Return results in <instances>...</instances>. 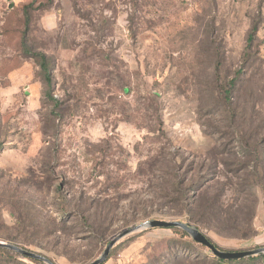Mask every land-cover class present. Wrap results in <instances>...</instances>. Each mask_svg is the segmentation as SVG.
<instances>
[{"label": "rangeland", "instance_id": "374dc122", "mask_svg": "<svg viewBox=\"0 0 264 264\" xmlns=\"http://www.w3.org/2000/svg\"><path fill=\"white\" fill-rule=\"evenodd\" d=\"M30 3L26 43L47 57L55 103L21 52ZM253 25L227 109L213 65L234 78ZM249 131L264 142V0H0V242L89 264L158 220L198 228L222 251L263 248L264 191L250 171L264 163L240 145ZM212 258L190 237L147 228L102 264ZM0 264L35 263L0 252Z\"/></svg>", "mask_w": 264, "mask_h": 264}, {"label": "trees", "instance_id": "16d2710c", "mask_svg": "<svg viewBox=\"0 0 264 264\" xmlns=\"http://www.w3.org/2000/svg\"><path fill=\"white\" fill-rule=\"evenodd\" d=\"M33 5L32 3L25 5L22 8L23 12V18H24V30L22 32L21 36V52L25 58L33 59L37 62V66L40 70L41 78H42V83L44 86V92H43V97L48 99L49 101H52L55 103V100L52 98V85H51V74L49 71V68L47 66V57L44 53H33L29 50L27 47L26 39L28 37V32H29V26H30V14L29 11L32 8ZM257 32V27L256 25H253L248 33L247 41H246V53L242 57V64L241 68L235 72L234 78L230 79L227 83H224L223 80L220 78V66H221V61L220 58L216 59L214 65H213V70H214V79L215 83L218 86V91L220 93V97L222 99V104L224 105L225 108L231 109L233 102V94L236 91V87L238 83L242 80V76L245 75V70L250 66L251 63V58L253 55L250 54L249 50L251 49L253 45V41L255 40V35ZM158 131H161L160 129ZM240 135V145L243 147L245 150H247V157L254 156L255 158L257 157V161L259 159V156L261 155V158H263V163H264V142L259 141L252 143V138L253 134L252 131L245 132V133H239ZM252 151H251V150ZM251 175L258 180L256 183L259 185L261 189L264 191V164L263 166H254L253 168L251 167L250 171ZM198 231L199 229L196 228ZM170 230L180 233L184 237H189L187 233L182 231L181 229L178 228H170ZM205 236V235H204ZM206 237V236H205ZM207 238V237H206ZM211 244H213L216 248H218L212 241L207 238ZM194 242V241H193ZM196 243V242H194ZM197 244V243H196ZM200 245V244H199ZM202 248L205 249L204 246L200 245ZM219 249V248H218ZM209 251V250H208ZM0 252L1 253H7V254H12L14 252L0 247ZM212 255V254H211ZM212 260H210L211 264H224L226 261L219 260L216 257L212 255ZM24 258V257H22ZM253 259H259L262 258L264 259V255L262 256H256L252 257ZM28 259L29 261L35 263V264H40L41 261L29 259V258H24Z\"/></svg>", "mask_w": 264, "mask_h": 264}, {"label": "water", "instance_id": "95a60500", "mask_svg": "<svg viewBox=\"0 0 264 264\" xmlns=\"http://www.w3.org/2000/svg\"><path fill=\"white\" fill-rule=\"evenodd\" d=\"M147 228H151V229H153V228H162V229L178 228V229H181L182 231L187 233L188 236L194 242L204 246L207 250H209V252L214 257H216L219 260H223V261H237V260H241V259H245V258H249V257L264 255V247L263 248H257L254 250H249V251H238V252L222 251V250L216 248L213 244H211L209 242V240L200 231H198L196 228L190 226L187 223H182L179 221L166 222V221H158V220H149V221L143 222L139 225H136V226H134L128 230H125L122 233H120L119 235H117L113 240H111L109 242V244L107 245L102 256L99 259H97V260H95L89 264H102V262L104 260H106L110 249L115 245V243L117 241H119L120 239H122L123 237H125L126 235H128L130 233H133V232H136L139 230H144ZM0 247L6 248L12 252H15L24 258H29V259L41 261L45 264H53L50 260H48L47 258H45L39 254L26 251L24 249H21L17 246L11 245V244H6V243L0 242Z\"/></svg>", "mask_w": 264, "mask_h": 264}]
</instances>
